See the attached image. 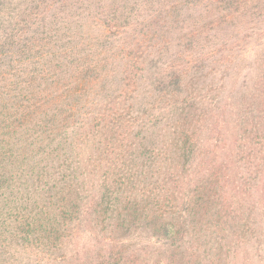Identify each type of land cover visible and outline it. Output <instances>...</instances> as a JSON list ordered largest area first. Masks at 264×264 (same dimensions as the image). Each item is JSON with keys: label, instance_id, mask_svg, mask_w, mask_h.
Masks as SVG:
<instances>
[{"label": "trees", "instance_id": "trees-1", "mask_svg": "<svg viewBox=\"0 0 264 264\" xmlns=\"http://www.w3.org/2000/svg\"><path fill=\"white\" fill-rule=\"evenodd\" d=\"M0 264H264V0H0Z\"/></svg>", "mask_w": 264, "mask_h": 264}]
</instances>
